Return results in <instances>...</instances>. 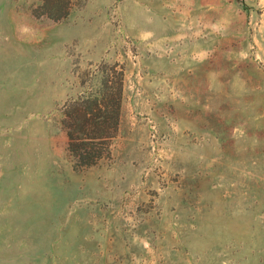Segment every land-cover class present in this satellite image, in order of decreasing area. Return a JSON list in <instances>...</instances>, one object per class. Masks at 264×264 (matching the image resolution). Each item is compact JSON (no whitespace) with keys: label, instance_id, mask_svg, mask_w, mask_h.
I'll return each mask as SVG.
<instances>
[{"label":"rangeland","instance_id":"1","mask_svg":"<svg viewBox=\"0 0 264 264\" xmlns=\"http://www.w3.org/2000/svg\"><path fill=\"white\" fill-rule=\"evenodd\" d=\"M65 1L0 0V264H264V0Z\"/></svg>","mask_w":264,"mask_h":264},{"label":"trees","instance_id":"2","mask_svg":"<svg viewBox=\"0 0 264 264\" xmlns=\"http://www.w3.org/2000/svg\"><path fill=\"white\" fill-rule=\"evenodd\" d=\"M42 4L41 6L45 8L48 13L55 15L58 14L59 16L61 14L66 13V1L65 0H41ZM78 122H80L79 127H75L73 130L74 131H83V122L80 119V121L77 119ZM71 125V120L69 123H67V126L70 127ZM72 131H68V137L70 139V144L72 145V150L77 151V156H78V161L84 163L85 165H91L94 160L98 157V149L95 148V146L90 145L91 143H88L86 138V133H80L81 136L78 139L72 137ZM85 134V136H83ZM84 138V139H83ZM73 140V141H71ZM79 140V141H78Z\"/></svg>","mask_w":264,"mask_h":264}]
</instances>
